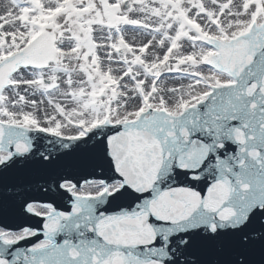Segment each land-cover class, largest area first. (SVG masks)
Instances as JSON below:
<instances>
[{
  "label": "snow or ice",
  "instance_id": "obj_1",
  "mask_svg": "<svg viewBox=\"0 0 264 264\" xmlns=\"http://www.w3.org/2000/svg\"><path fill=\"white\" fill-rule=\"evenodd\" d=\"M14 2L0 264H264V0L238 32L221 0Z\"/></svg>",
  "mask_w": 264,
  "mask_h": 264
},
{
  "label": "bare ground",
  "instance_id": "obj_2",
  "mask_svg": "<svg viewBox=\"0 0 264 264\" xmlns=\"http://www.w3.org/2000/svg\"><path fill=\"white\" fill-rule=\"evenodd\" d=\"M255 2V0H221V3H223L225 5V7L227 8L228 4H231V8L226 11L224 13V16L222 18V23L224 25V28L228 31L231 32H238L242 29L246 30L250 23H251V13L249 12L248 15H244L241 13V8L243 7L245 10L249 9V6L251 4H253ZM204 4L205 6L209 9L212 10L213 9V5L209 2V0H204ZM14 6H12L9 1L7 0H0V19H5L6 17V21H10L13 20L15 17L12 15ZM219 11V10H217ZM256 11L258 13H262L264 14V8L261 7H257ZM231 13V14H230ZM16 15H19L16 13ZM136 15H139V13H136ZM151 22H154L156 24L160 23V20H157L155 18H153V20ZM18 24L13 25V27H18ZM206 28H209L210 25H208L207 23L205 24ZM214 34L219 35V33L215 32V29H213ZM126 36L128 37V39L131 41L133 39H136L137 42H141L142 40H146L148 39L147 36L143 35L142 33H138L134 30H132L131 28L128 29V31L126 32ZM186 51H191V53L193 55H195V51L189 49V45L187 43H185L184 45V51L182 52H177L174 53L175 55H184V52ZM156 52L155 50L151 53H149L148 58H152L153 56H155ZM187 58V57H186ZM188 69V68H187ZM189 71H205L203 69H192L191 66H189ZM208 73L207 71H205V77H207ZM195 81L192 78H189L188 80H180V79H169L167 81V83L163 84L162 87L164 88H168L169 86H177L179 85V90L176 92H173L171 94V102H175L177 97L180 95H185L186 93L192 92L193 89L191 87L192 84H194ZM204 89L200 86H197L195 88V93H199L201 91H203ZM165 95H168V93L166 92ZM185 98L186 95H185ZM44 109L48 112H52V109L47 107L46 105L43 106ZM121 111H123V109H121Z\"/></svg>",
  "mask_w": 264,
  "mask_h": 264
},
{
  "label": "rangeland",
  "instance_id": "obj_3",
  "mask_svg": "<svg viewBox=\"0 0 264 264\" xmlns=\"http://www.w3.org/2000/svg\"><path fill=\"white\" fill-rule=\"evenodd\" d=\"M7 1H9V3L12 5V6H14V8L16 7V5H15V2H14V0H7ZM185 7H187V4L185 5ZM17 14H19V13H17ZM130 29V28H129ZM133 30V29H132ZM190 69H189V67H188V69H186V71H189ZM206 71V70H205ZM79 119V118H78Z\"/></svg>",
  "mask_w": 264,
  "mask_h": 264
},
{
  "label": "water",
  "instance_id": "obj_4",
  "mask_svg": "<svg viewBox=\"0 0 264 264\" xmlns=\"http://www.w3.org/2000/svg\"><path fill=\"white\" fill-rule=\"evenodd\" d=\"M9 211L11 212L12 210L10 209Z\"/></svg>",
  "mask_w": 264,
  "mask_h": 264
}]
</instances>
